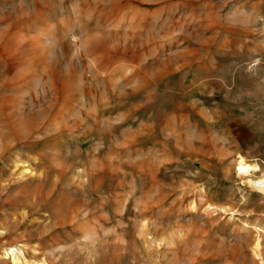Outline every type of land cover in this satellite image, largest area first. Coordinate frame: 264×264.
<instances>
[{
  "label": "rangeland",
  "instance_id": "1",
  "mask_svg": "<svg viewBox=\"0 0 264 264\" xmlns=\"http://www.w3.org/2000/svg\"><path fill=\"white\" fill-rule=\"evenodd\" d=\"M260 1L0 0V264H264Z\"/></svg>",
  "mask_w": 264,
  "mask_h": 264
},
{
  "label": "crops",
  "instance_id": "2",
  "mask_svg": "<svg viewBox=\"0 0 264 264\" xmlns=\"http://www.w3.org/2000/svg\"><path fill=\"white\" fill-rule=\"evenodd\" d=\"M264 4V0H261ZM229 152L240 153L250 162L264 165V124L250 120L235 125L227 138Z\"/></svg>",
  "mask_w": 264,
  "mask_h": 264
},
{
  "label": "bare ground",
  "instance_id": "3",
  "mask_svg": "<svg viewBox=\"0 0 264 264\" xmlns=\"http://www.w3.org/2000/svg\"><path fill=\"white\" fill-rule=\"evenodd\" d=\"M246 169L254 174H259L253 184L259 189V192L264 193V170H261L257 164H247Z\"/></svg>",
  "mask_w": 264,
  "mask_h": 264
}]
</instances>
